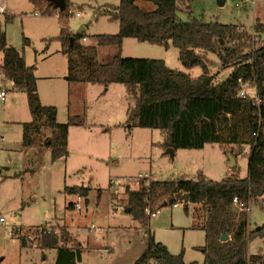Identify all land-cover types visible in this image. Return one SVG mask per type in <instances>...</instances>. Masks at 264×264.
Segmentation results:
<instances>
[{
  "label": "rangeland",
  "instance_id": "rangeland-1",
  "mask_svg": "<svg viewBox=\"0 0 264 264\" xmlns=\"http://www.w3.org/2000/svg\"><path fill=\"white\" fill-rule=\"evenodd\" d=\"M188 1L189 9L178 12L182 21L235 23L250 33L254 21H264V0H225L222 5L217 0ZM0 3L6 8L0 13L6 42L22 52L27 65L35 66V74L41 78L42 100L56 107L58 122L64 123L69 117L81 120L69 127L67 153L61 158L53 160L50 149L43 145L23 147L19 122L30 117L26 94L13 91L9 82L0 78V90L5 91L4 99L0 98L2 263L54 264L55 249H44L36 243L41 226L54 230L67 227L71 239L66 241V247L81 248V260L76 264H133L146 249L148 233L170 253L182 252L184 262H202L200 247L205 244V234L192 227L197 222L199 205L189 203L186 211L183 202L176 207L167 204L145 225L125 210V189H137L143 178H243L247 174L249 146L205 143L202 147H178L171 156L158 129L126 123V110L133 98L123 84L104 86L68 82L64 78L67 61L56 39L60 29L75 32L84 26L82 42L97 48L99 62H109L117 48L98 45L97 36L119 31V22L111 19L119 0H67V11L62 14L54 8L46 11V0L37 5L30 0ZM136 3L145 10L154 8L149 1ZM7 16L10 19L4 21ZM254 38L256 47L264 44V35ZM120 54L125 58H160L170 68L186 71L192 77L202 73L200 66L186 70L179 61L178 49L172 45L165 47L125 37ZM199 56L217 80H223L231 71L221 68L214 53L199 50ZM1 58L2 53L0 62ZM241 89L252 92L253 86L246 82ZM228 154L235 155L234 168L228 167ZM71 186H88L89 191L86 196L64 191ZM245 212L247 231L262 229V236L248 241L247 254L262 256L264 263V199L249 202ZM24 235L28 240L22 245Z\"/></svg>",
  "mask_w": 264,
  "mask_h": 264
},
{
  "label": "trees",
  "instance_id": "trees-1",
  "mask_svg": "<svg viewBox=\"0 0 264 264\" xmlns=\"http://www.w3.org/2000/svg\"><path fill=\"white\" fill-rule=\"evenodd\" d=\"M30 1L37 5L45 0ZM65 1L66 7L60 14L67 11ZM136 1L119 0L111 16L119 22V31L97 36L98 45L117 48L109 62H99L97 48L82 42L84 31L75 34L60 29L56 39L67 61L65 79L104 86L123 84L133 98V104L126 110V123L158 129L164 137V148L218 143L248 145L250 152L247 174L243 178L226 177L221 181L203 175L191 180L143 178L137 189L127 187L125 210L129 209L128 212L145 225L149 219L144 211L145 199L154 209L174 204L178 192L187 193L188 202L199 205L193 227L202 229L205 234V244L200 247L204 254L202 262H184L182 252L170 253L148 233L146 249L133 264H151L153 260L157 264H264L262 256L247 254L248 241L262 236V229L248 232L245 209L237 210L232 202L236 196L247 207L249 202L264 199V44L256 47L254 38L264 35V21H254L252 34L235 23L180 20L178 12L189 9L188 0H143L153 3L154 8L150 10L138 6ZM50 8L53 7L48 4L46 11ZM9 19L7 16L4 21ZM125 37L165 47L172 45L178 49L179 61L186 70L200 66L202 73L192 77L186 71L170 68L160 58L122 57L120 50ZM199 50L216 54L221 68H231L227 77L217 80L216 75L209 73ZM0 53V76L12 83V90L23 91L27 96L32 119L21 124L22 146H46L53 160L65 156L68 129L81 120L69 117L60 123L56 107L42 104L35 66L27 65L22 52L7 44L1 26ZM246 82L256 88L260 104L239 96L241 85ZM64 191L86 196L89 188L71 186ZM223 233L228 236L225 241L220 240ZM21 238L22 245L26 244L28 237ZM70 239L66 226L56 230L41 226L36 243L44 249H55L54 264H76L81 260V248H67L65 243ZM0 264H3L2 258Z\"/></svg>",
  "mask_w": 264,
  "mask_h": 264
},
{
  "label": "built area",
  "instance_id": "built-area-1",
  "mask_svg": "<svg viewBox=\"0 0 264 264\" xmlns=\"http://www.w3.org/2000/svg\"><path fill=\"white\" fill-rule=\"evenodd\" d=\"M2 1H3V0H2ZM241 1H243V2H247L248 0H241ZM236 5H238V3H236ZM5 11H6L5 6L2 5V4L0 3V13L2 14V13H4ZM76 14L79 15L78 12H77ZM252 31H253V30H252ZM253 33H254V32H253ZM253 33H252V34H253ZM83 40H85V38H83ZM238 94H239V96H241V97H248L249 99H251V100H252L254 103H256V104H260V99H259V97H258L257 90H256L255 87H253L252 92H249V91H247L246 89H241V88H240ZM4 97H5V91L2 89V90H0V98H1V99H4ZM253 134L255 135V133H253ZM139 177H146V175H144V176L139 175ZM111 182H112V181H111ZM118 185H119V184H118ZM144 202H145V205H144V211L146 212V214L148 215V217H154V216H156V215L160 212L161 207H157V208L152 209L149 200L145 199ZM177 202H179V201L176 200L175 203L172 204V206H173V207L178 206ZM232 202L234 203V205H235V207H236L237 210L247 209V207L244 206L243 203L239 202V200H238V198H237L236 196L233 197ZM74 206H75L76 208L79 207L77 204L74 205ZM1 222H4V219H3L2 217H0V223H1ZM92 228H93V226H91V229H92ZM85 264H89V263H85ZM151 264H157V262H156L155 260H153V261L151 262Z\"/></svg>",
  "mask_w": 264,
  "mask_h": 264
},
{
  "label": "water",
  "instance_id": "water-1",
  "mask_svg": "<svg viewBox=\"0 0 264 264\" xmlns=\"http://www.w3.org/2000/svg\"><path fill=\"white\" fill-rule=\"evenodd\" d=\"M48 3L53 6V8L62 11L65 9L66 7V1L65 0H47ZM225 0H217L219 5H222L224 3ZM84 30V26H80L76 31L75 34L80 33L81 31ZM72 39V38H71ZM168 152H170V155H173V149L169 148ZM236 166V161L233 155L228 154V167L229 168H234ZM175 200L179 201V202H183L186 203L188 202V194L187 193H176L175 194ZM126 211L128 212L129 209H126ZM259 228V227H258ZM228 239V236L226 233H223L220 240L225 241Z\"/></svg>",
  "mask_w": 264,
  "mask_h": 264
},
{
  "label": "crops",
  "instance_id": "crops-1",
  "mask_svg": "<svg viewBox=\"0 0 264 264\" xmlns=\"http://www.w3.org/2000/svg\"><path fill=\"white\" fill-rule=\"evenodd\" d=\"M49 4V3H48ZM50 5V4H49ZM53 7V6H52ZM45 9H46V7H45ZM55 9V8H54ZM251 30H252V28H251ZM165 61V60H164ZM165 63H166V61H165ZM67 72V71H66ZM37 77V76H36ZM0 78H2L1 76H0ZM65 78V77H64ZM3 79V78H2ZM41 78H39V77H37V90H38V93H39V97H40V100H41V102H42V104H45V103H47V102H44L43 100H42V97H41V91H40V88H39V80H40ZM79 83V82H78ZM11 82H9V85L11 86ZM2 90V89H1ZM13 91H15V90H13ZM17 92H23V91H17ZM23 93H25V92H23ZM26 94V93H25ZM26 99H27V96H26ZM27 107H28V104H27ZM28 111H29V109H28ZM29 114H30V112H29ZM32 118H31V114H30V117L28 118V117H26L25 119H23V120H25V121H23V122H28V121H30ZM23 122H19L20 123V125L23 123ZM68 134H69V130H68ZM67 147H68V144H67ZM31 149H33V147H30ZM205 176V175H204ZM206 177V176H205ZM179 203L180 202H177V204L179 205ZM185 205H186V207H187V205L189 204V202H186V203H184ZM191 204V203H190ZM193 206H195V204H192ZM193 227V226H192ZM194 228V227H193Z\"/></svg>",
  "mask_w": 264,
  "mask_h": 264
}]
</instances>
